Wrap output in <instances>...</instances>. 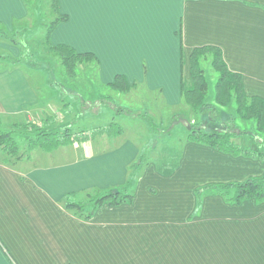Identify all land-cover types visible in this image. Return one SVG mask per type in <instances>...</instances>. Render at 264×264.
<instances>
[{
    "label": "crops",
    "instance_id": "obj_1",
    "mask_svg": "<svg viewBox=\"0 0 264 264\" xmlns=\"http://www.w3.org/2000/svg\"><path fill=\"white\" fill-rule=\"evenodd\" d=\"M23 1L0 0V27L26 18ZM60 9L69 20L53 44L93 54L104 84L122 76L180 106L192 52L214 46L247 96L264 99V0H61ZM24 68L0 62L1 128L55 110ZM92 144L85 153L59 148L34 166L0 163V264H264V201L232 203L205 190L263 176L264 159L186 135L173 166L152 152L131 203L104 204L83 219L65 209V197L126 187L144 150L121 135Z\"/></svg>",
    "mask_w": 264,
    "mask_h": 264
},
{
    "label": "rangeland",
    "instance_id": "obj_2",
    "mask_svg": "<svg viewBox=\"0 0 264 264\" xmlns=\"http://www.w3.org/2000/svg\"><path fill=\"white\" fill-rule=\"evenodd\" d=\"M23 2L29 9H26V18L15 21L10 31L0 27V31H6L13 40V43L0 41V46L6 45L9 50H0V54L22 60L21 64L28 72L38 95L46 102L54 101L52 108L55 110L50 112V116L40 119L32 117L29 123L19 121L10 127H0L3 135L12 133L11 139L18 147V154L13 156L6 151L8 147L1 144L0 135V162L8 159L15 166L21 163L28 166L45 163L47 157H50L47 153L53 151L46 152L36 148L31 152L28 149L31 141H36L38 135L45 131L63 133L70 130L75 143L65 147H74L85 153L97 139L110 137L105 131L114 133L117 127L121 130L122 138H134L144 148L149 159L154 152L168 166H173L177 158L175 148L179 140L188 136L193 129L205 134L229 133L238 148L250 151L256 148L264 152V130H258L255 117L251 120L242 119L234 101L227 107L215 103L219 73L211 65V51L203 52L201 56V67L207 81L206 106L201 110H193L184 102L180 106L172 107L165 103L162 95L151 93L138 84L123 91L127 87L121 83L120 91H117L110 86L112 83H102L98 78L96 62L82 64L75 77L68 76L60 59L46 45L48 29L56 20L52 0ZM60 45L64 44H54ZM2 63L5 67L11 66L6 62ZM41 86L48 95L42 94ZM185 86L188 88L189 84ZM111 125H115V128L110 129Z\"/></svg>",
    "mask_w": 264,
    "mask_h": 264
},
{
    "label": "trees",
    "instance_id": "obj_3",
    "mask_svg": "<svg viewBox=\"0 0 264 264\" xmlns=\"http://www.w3.org/2000/svg\"><path fill=\"white\" fill-rule=\"evenodd\" d=\"M26 5L29 7L28 3H26ZM52 5L56 20L48 29L46 45L60 59L66 74L70 77H75L78 73L79 66L82 64H88L89 62H96L99 66V61L93 54L78 53L70 46H54L52 43L53 32L60 24L66 23L69 19L67 16L62 15L60 11V0H52ZM1 40L13 43V40L9 37L6 31H0V41ZM203 52L212 53L211 65L213 69L219 73V78L216 83V95L214 98L215 103L220 106L227 107L234 101L237 107V112L242 119L251 120L255 117L258 130L263 131L264 99L247 96L242 76L240 74L233 73L228 69L226 62L223 59L222 51L217 47H200L196 48L192 52L190 57V79L189 82H187L189 86L187 88L185 83L182 84L184 102L193 110H201L206 106L205 91L207 81L201 67V56ZM9 56H2L0 54V62H6L11 66H18L22 63L21 59H14L12 56ZM121 83L127 87L126 89H123V91L137 86V84L130 86L126 79L122 76H117L115 81L110 84V86L113 89L120 91ZM111 128L114 129L115 125H111L110 129ZM105 134L110 137H117L121 134V130L117 127L116 132L108 133L105 131ZM0 135H2L1 144L8 147V150L6 151L10 152L13 156L17 155L18 147L11 139L13 138L12 133L9 132L8 134L3 135L0 132ZM38 136L39 137L36 141H31L28 148L29 151L32 152L36 150V148H40L46 152H52L61 147L75 143V140L72 139V133L70 130H65L63 133H60L59 131H49L46 133L45 131ZM187 140L210 146L217 151L231 154L233 156L244 155L264 159V152L259 151L256 148V151L238 148L234 142H232V136L229 133L205 134L199 131L195 132V129H193L191 133L188 134ZM148 160L149 158L146 155L145 150H143L139 156L138 162L130 168L131 177L129 178V183L126 187L106 192L92 191L81 195L69 194L63 201L65 209L75 213L80 218L90 219L95 211L104 204L119 206L124 203H131L134 198V184L139 179L141 169L148 162ZM0 163L10 167H15V165L10 163L8 159H3ZM205 190H212L221 195L227 202L232 203H241L250 199L264 201V175L260 177H251L243 182L211 185Z\"/></svg>",
    "mask_w": 264,
    "mask_h": 264
},
{
    "label": "snow or ice",
    "instance_id": "obj_4",
    "mask_svg": "<svg viewBox=\"0 0 264 264\" xmlns=\"http://www.w3.org/2000/svg\"><path fill=\"white\" fill-rule=\"evenodd\" d=\"M152 2H157V0H152Z\"/></svg>",
    "mask_w": 264,
    "mask_h": 264
}]
</instances>
